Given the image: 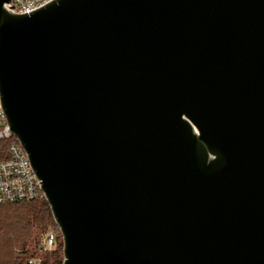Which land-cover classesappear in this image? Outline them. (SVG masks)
Masks as SVG:
<instances>
[{"label": "water", "instance_id": "1", "mask_svg": "<svg viewBox=\"0 0 264 264\" xmlns=\"http://www.w3.org/2000/svg\"><path fill=\"white\" fill-rule=\"evenodd\" d=\"M10 3L1 106L63 264H264V0Z\"/></svg>", "mask_w": 264, "mask_h": 264}, {"label": "trees", "instance_id": "2", "mask_svg": "<svg viewBox=\"0 0 264 264\" xmlns=\"http://www.w3.org/2000/svg\"><path fill=\"white\" fill-rule=\"evenodd\" d=\"M9 142L0 140V161L7 158ZM51 230L52 249L44 246ZM63 236L44 197L28 202L0 203V264H63Z\"/></svg>", "mask_w": 264, "mask_h": 264}, {"label": "built area", "instance_id": "3", "mask_svg": "<svg viewBox=\"0 0 264 264\" xmlns=\"http://www.w3.org/2000/svg\"><path fill=\"white\" fill-rule=\"evenodd\" d=\"M54 0H11L6 9L14 14H25L44 7ZM14 6V8H11ZM10 126L2 110L0 101V140L9 142L8 155L0 161V203L28 202L44 197L41 183L29 163L26 151L11 134ZM56 233L51 230L44 238V246L52 249Z\"/></svg>", "mask_w": 264, "mask_h": 264}]
</instances>
